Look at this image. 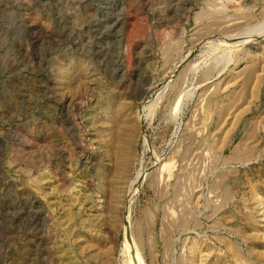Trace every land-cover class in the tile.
<instances>
[{
	"label": "rangeland",
	"instance_id": "1",
	"mask_svg": "<svg viewBox=\"0 0 264 264\" xmlns=\"http://www.w3.org/2000/svg\"><path fill=\"white\" fill-rule=\"evenodd\" d=\"M0 264H264V0H0Z\"/></svg>",
	"mask_w": 264,
	"mask_h": 264
},
{
	"label": "bare ground",
	"instance_id": "2",
	"mask_svg": "<svg viewBox=\"0 0 264 264\" xmlns=\"http://www.w3.org/2000/svg\"><path fill=\"white\" fill-rule=\"evenodd\" d=\"M149 106L151 107V105H149ZM148 109H149V108H148ZM150 109H151V108H150ZM127 156H128V155H127ZM125 160H127V157H126V159H125ZM125 160H124V161H125ZM126 163H127V162H126ZM124 165H125V164H124ZM126 168H127V167H126Z\"/></svg>",
	"mask_w": 264,
	"mask_h": 264
}]
</instances>
